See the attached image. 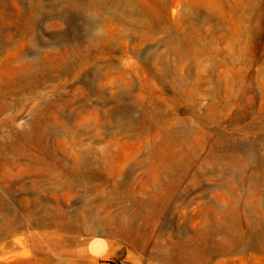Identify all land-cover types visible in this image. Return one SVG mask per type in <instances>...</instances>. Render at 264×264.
<instances>
[{"label": "rangeland", "instance_id": "1", "mask_svg": "<svg viewBox=\"0 0 264 264\" xmlns=\"http://www.w3.org/2000/svg\"><path fill=\"white\" fill-rule=\"evenodd\" d=\"M0 37L71 64L0 114V141L34 118L100 161L0 167V221L31 212L0 264H264V0H0Z\"/></svg>", "mask_w": 264, "mask_h": 264}, {"label": "bare ground", "instance_id": "2", "mask_svg": "<svg viewBox=\"0 0 264 264\" xmlns=\"http://www.w3.org/2000/svg\"><path fill=\"white\" fill-rule=\"evenodd\" d=\"M37 13H32L30 17L24 20V24H26V27H28L27 30H30L36 25L37 21L45 17L42 16L37 18ZM64 13V11H61L57 14L61 18L63 17ZM84 30L80 31L83 32ZM11 39L12 38L9 40L8 38L4 39L0 37V68L2 65H6L10 69V72L7 74H3L0 71L1 115L9 111L16 113L17 107L21 104V100L25 97V95L36 98L38 96L37 90L39 88H43L44 83L60 76L62 74L61 71L65 72L66 70H69V67L71 66V64L65 62L63 67H61L59 64H57L56 67H53L52 65H49L48 61H41L39 57L33 56V52H35V50L26 49L23 47H15L10 42ZM32 124H35L37 127V130L34 129L32 133H30V130H28L26 134L21 136L12 135L11 138L13 140L11 141H0V167H11L15 166L16 164H23L30 167L34 164H41L44 166V170L45 168H49L52 170L51 173L56 175L57 179H60L62 177L70 178L73 174L80 173L81 170L84 171V168L96 162L100 166V161L97 160V157H95L96 154L93 155L90 150L83 157L76 156L71 158L70 155L66 153V151L53 148V135L50 133L52 131H42L39 125L40 123L34 118L31 119V123L28 125L33 126ZM60 127L62 128V126ZM65 131L66 130L64 129V132ZM34 132L36 135H34ZM6 138H9L8 135ZM28 147H35L37 154L33 155V153L27 149ZM95 174L101 175L99 171H97ZM81 175L83 177L87 176L89 178L91 175H93V173H91L89 176V173H87L85 170L83 173H81ZM40 176L41 175H39V177ZM6 177H12V174L1 169V180L5 179ZM36 181L40 182L41 180L34 179L32 184L29 186L21 183L20 187L25 189L29 188L32 191L34 189V185H38V182ZM180 181H182L181 176H179V182ZM10 187L11 186L8 188L4 187L5 190H3L2 193L10 195L12 192ZM1 215L2 220L0 221V239L15 230L16 225L21 219H30L31 212H16L10 216L4 212H1ZM33 226L39 225L35 224Z\"/></svg>", "mask_w": 264, "mask_h": 264}, {"label": "crops", "instance_id": "3", "mask_svg": "<svg viewBox=\"0 0 264 264\" xmlns=\"http://www.w3.org/2000/svg\"><path fill=\"white\" fill-rule=\"evenodd\" d=\"M89 251L96 256L99 257H109L111 254V246L106 244L103 240L95 239L89 243L88 246Z\"/></svg>", "mask_w": 264, "mask_h": 264}]
</instances>
